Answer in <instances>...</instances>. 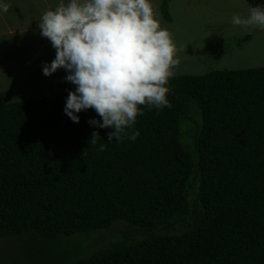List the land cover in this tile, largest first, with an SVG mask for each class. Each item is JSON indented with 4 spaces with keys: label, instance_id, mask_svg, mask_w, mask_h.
<instances>
[{
    "label": "trees",
    "instance_id": "16d2710c",
    "mask_svg": "<svg viewBox=\"0 0 264 264\" xmlns=\"http://www.w3.org/2000/svg\"><path fill=\"white\" fill-rule=\"evenodd\" d=\"M168 87L172 107L141 105L121 141L88 123L94 109L73 122L68 94L0 105V239L24 240L6 264H264V67ZM118 221L143 238L73 262L55 251Z\"/></svg>",
    "mask_w": 264,
    "mask_h": 264
},
{
    "label": "clouds",
    "instance_id": "9594fccd",
    "mask_svg": "<svg viewBox=\"0 0 264 264\" xmlns=\"http://www.w3.org/2000/svg\"><path fill=\"white\" fill-rule=\"evenodd\" d=\"M10 7L0 3L4 13ZM231 23L264 30V5L249 6L247 17L233 15ZM38 28L56 50L54 60L43 65V74L63 68L68 72L65 80L76 86L64 108L73 122L79 123L78 113L94 109L101 120L88 123L111 127L109 142L113 137L121 141L125 129L143 114L141 105L172 107L168 83L179 64L178 48L171 32L161 27L152 0H60L54 10L44 12ZM139 134L134 131L128 138L135 140ZM100 140L99 132H93L91 142Z\"/></svg>",
    "mask_w": 264,
    "mask_h": 264
},
{
    "label": "crops",
    "instance_id": "0c3cea01",
    "mask_svg": "<svg viewBox=\"0 0 264 264\" xmlns=\"http://www.w3.org/2000/svg\"><path fill=\"white\" fill-rule=\"evenodd\" d=\"M164 2L169 22L161 13ZM0 3L11 5L7 13L0 11V105L74 91L76 86L65 80L68 75L65 69L51 76L43 74V65L54 60L56 50L40 35L38 22L60 0H0ZM152 3L161 27L171 32L178 48L177 58L181 61L174 69L175 76L200 75L207 67L220 71L264 67V30L231 23L233 15L245 18L249 6L264 5V0H152ZM215 56L218 58L213 64Z\"/></svg>",
    "mask_w": 264,
    "mask_h": 264
},
{
    "label": "rangeland",
    "instance_id": "374dc122",
    "mask_svg": "<svg viewBox=\"0 0 264 264\" xmlns=\"http://www.w3.org/2000/svg\"><path fill=\"white\" fill-rule=\"evenodd\" d=\"M217 58V56L214 57L213 64H215ZM212 69L213 67H207L203 74L191 75L204 76L216 71L215 69ZM22 93H24V91ZM50 93L54 92L52 91ZM196 120L200 123L199 118ZM187 149L191 151V145L187 144ZM143 236V233L139 234L128 222L118 221L107 230H100L87 235H75L71 238H61L60 248L55 251L59 256L62 255L63 258L65 256H70L71 261L73 262L88 257L93 252H99L121 244L141 240ZM23 244L24 240L14 238L0 239V264L10 263L14 258L18 259L23 253V249H21Z\"/></svg>",
    "mask_w": 264,
    "mask_h": 264
},
{
    "label": "bare ground",
    "instance_id": "6f19581e",
    "mask_svg": "<svg viewBox=\"0 0 264 264\" xmlns=\"http://www.w3.org/2000/svg\"><path fill=\"white\" fill-rule=\"evenodd\" d=\"M181 61V59H179Z\"/></svg>",
    "mask_w": 264,
    "mask_h": 264
}]
</instances>
